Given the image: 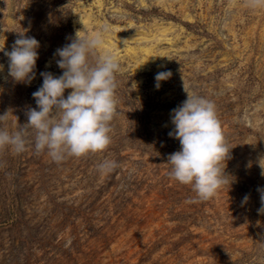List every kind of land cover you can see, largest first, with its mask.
Wrapping results in <instances>:
<instances>
[{"label": "rangeland", "instance_id": "374dc122", "mask_svg": "<svg viewBox=\"0 0 264 264\" xmlns=\"http://www.w3.org/2000/svg\"><path fill=\"white\" fill-rule=\"evenodd\" d=\"M78 30L103 37L90 63L109 53L119 64L111 142L59 163L31 132L25 151L0 148V264H264V0H0V50L18 32L40 43L29 84L7 76L0 52V128L27 122L40 73L61 74L54 52ZM182 79L215 104L231 149L233 177L207 200L166 163L180 147L168 133ZM104 159L118 166L101 175Z\"/></svg>", "mask_w": 264, "mask_h": 264}, {"label": "clouds", "instance_id": "9594fccd", "mask_svg": "<svg viewBox=\"0 0 264 264\" xmlns=\"http://www.w3.org/2000/svg\"><path fill=\"white\" fill-rule=\"evenodd\" d=\"M107 31V29H105ZM100 33L74 36L54 52L60 75L41 72V86L32 93L36 107L25 113L27 122L17 131L0 128V148L10 146L15 152L25 151L28 134L37 153L46 150L54 162H61L66 155L80 157L86 153L100 152L111 142L110 121L115 111V73L119 64L109 53L97 56L90 63V56L103 47ZM39 41L25 32L18 36L11 50H0L7 57V76L16 83L29 84L35 78ZM0 64V72L3 71ZM172 76L171 71L154 74V87ZM183 81V79H182ZM186 99L170 112L173 126L168 135L179 141V150L167 157L171 166L169 175L181 184L190 185L196 198L207 200L224 184L229 183L225 172L230 150L216 115L215 104L205 97L188 91L183 81ZM66 90H71L65 96ZM8 111L0 113V122ZM261 160V159H260ZM259 160V161H260ZM260 164V162H259ZM117 162L104 159L98 171L105 175L117 167ZM261 176L264 166L260 164ZM234 180L231 181V183ZM260 208L264 214V188H258ZM245 195L241 204H246Z\"/></svg>", "mask_w": 264, "mask_h": 264}, {"label": "bare ground", "instance_id": "6f19581e", "mask_svg": "<svg viewBox=\"0 0 264 264\" xmlns=\"http://www.w3.org/2000/svg\"><path fill=\"white\" fill-rule=\"evenodd\" d=\"M163 33H165V32H163ZM164 35V34H163ZM160 38V37H159ZM153 39H155V38H153ZM145 51L147 52V54L150 56V53H151V49L150 48H147V49H145ZM141 66V65H140ZM138 67H139V65H138Z\"/></svg>", "mask_w": 264, "mask_h": 264}]
</instances>
